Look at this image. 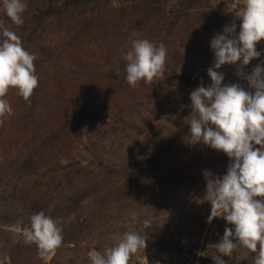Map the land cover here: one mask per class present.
I'll return each mask as SVG.
<instances>
[{"label": "trees", "instance_id": "obj_1", "mask_svg": "<svg viewBox=\"0 0 264 264\" xmlns=\"http://www.w3.org/2000/svg\"><path fill=\"white\" fill-rule=\"evenodd\" d=\"M79 1L80 5L76 0H26L28 7L21 26L15 25L2 9L5 26L16 32L24 48L36 56V72L44 67V80L36 74L39 86L31 103L24 101L16 89L9 90L5 99L13 94L9 103L13 112L0 124V187L6 185L0 198L6 202L9 192L16 193L24 210L19 215L10 211L0 215V258L10 256L11 264H55L57 258L53 256L57 250L41 257L35 244H25L17 221L27 225L36 212L49 215L48 209L57 197L73 214L92 197L104 207L113 194L102 191L99 184H79L87 166L62 161L74 145L83 142L85 130L108 136L126 125L125 114L158 100L160 78L151 84L141 82L136 88L126 82L124 55L132 41L148 39L157 46L163 43L167 48L163 74L190 83L192 77L178 73L185 60L184 50L195 47L192 39L196 32L215 24L206 0H118L117 6L108 0L105 5L91 7L86 4L88 0ZM197 22L205 26L196 28ZM52 36L57 38L51 40ZM85 44L90 49L84 48ZM93 44L98 45L97 49L91 48ZM202 79L198 74L195 81ZM187 131L189 125L173 132L162 146L153 142L154 147L177 148ZM40 171L43 177L29 184ZM15 176L26 182L20 190L21 184L14 183ZM200 177L181 175V182L191 184ZM133 184L117 188L116 195L122 197L127 192L130 197L138 196ZM81 221L85 220L66 230L62 244L86 241L90 227ZM11 227L16 230H9ZM202 261L214 264L205 258Z\"/></svg>", "mask_w": 264, "mask_h": 264}, {"label": "rangeland", "instance_id": "obj_2", "mask_svg": "<svg viewBox=\"0 0 264 264\" xmlns=\"http://www.w3.org/2000/svg\"><path fill=\"white\" fill-rule=\"evenodd\" d=\"M76 1L80 5V1ZM88 1L86 4L91 7L95 4L105 5L108 0ZM179 1L177 0L178 3ZM111 2L115 6L119 5L118 0ZM206 2L211 10L208 11L215 16L214 27L209 29L205 27L196 32L192 39L195 47L184 50L185 60L178 68L179 74L185 78L192 77V81L188 83L186 80L163 74L160 77L159 97L155 103L125 114L126 125L117 127L116 131L110 132L108 136H97L91 132L92 135L85 130L83 142L74 145L63 159V164L73 161L87 166L79 184H99L102 191H112L113 194L105 201L106 206L102 207L92 197L83 203V208L79 212L73 214L67 212L65 201L57 197L55 203L48 209V214L62 228L63 234L80 220H85L81 223L89 225L90 233L85 242L73 241L72 245L62 244L53 254L57 257L55 264H91V256L95 252L103 253L115 246L126 232L137 231L141 235L147 234V247L145 251L134 253L132 257L143 253L186 263L189 260L202 261L203 258L213 261L212 257L220 255L214 245L220 242L226 227L234 230V226L219 217L214 218L211 223L208 222L211 204L206 200L205 172H210L213 178H222L227 172L229 158L223 152L202 143H191L189 131L182 137L181 145L177 148L158 149L153 144V142L161 146L166 144L173 132L188 125L192 113L191 92L198 86L207 87L212 83L207 74V70L214 62L211 40L217 34H223L224 27L233 22L237 25V34L239 32L242 21L230 12L229 0ZM2 9L1 1L0 21ZM88 10L86 11L89 12ZM202 26L205 25L197 22L195 27ZM56 38L52 36L51 40ZM97 46L93 44L91 48L97 49ZM256 47L261 56L244 66L245 73H251L257 64H264V40L258 42ZM84 48L90 49V46L86 45ZM238 64L223 65L218 69L225 76L222 83L225 85L239 83L246 90L253 91L246 80L235 74ZM36 74H41V79L44 80V67ZM198 74L203 76L201 81H195ZM12 95L6 98L9 103L13 101ZM42 174L40 171L32 176L28 183L33 184V180L43 177ZM196 174L201 175L199 181L191 184L181 182V175L191 177ZM130 182L134 183V190L139 195L130 197L124 191L126 193L122 194V197L117 196L119 192L117 188L124 187ZM14 183L21 184L18 187L20 190L26 182L23 178L15 176ZM6 211L15 215L24 211L22 201L16 193L12 195L9 192L6 202L0 198V215ZM145 220L150 221L151 227L141 231ZM9 230L15 231L16 227ZM254 257L255 253H250L237 244L230 257L222 258L225 264H254Z\"/></svg>", "mask_w": 264, "mask_h": 264}, {"label": "clouds", "instance_id": "obj_3", "mask_svg": "<svg viewBox=\"0 0 264 264\" xmlns=\"http://www.w3.org/2000/svg\"><path fill=\"white\" fill-rule=\"evenodd\" d=\"M2 5L15 25H23L26 0H2ZM235 16L242 21L238 34L233 22L210 42L214 62L207 74L212 83L198 86L190 94L189 140L223 152L230 160L222 178L205 172L206 200L211 204L208 222L219 217L234 226V230L226 227L214 245L220 254L212 257L214 264H225L222 257H230L237 244L255 253L254 264H264V64H257L251 73L243 71L261 56L256 46L264 40V0H244ZM166 58L163 43L157 46L148 39L133 40L124 55L126 82L132 88L141 82L153 83L163 76ZM35 60L36 56L24 48L22 38L0 21V124L13 112L5 99L10 89L31 103L39 86ZM237 64L235 74L253 91L239 83H222L225 76L218 69ZM150 227V221L145 220L141 231ZM17 229L25 244L37 246L41 257L52 254L63 243L62 228L44 211L32 214L27 225L17 221ZM146 240L147 234L126 232L115 246L95 252L91 264H130L134 253L145 251ZM0 264H11V257L4 255Z\"/></svg>", "mask_w": 264, "mask_h": 264}, {"label": "built area", "instance_id": "obj_4", "mask_svg": "<svg viewBox=\"0 0 264 264\" xmlns=\"http://www.w3.org/2000/svg\"><path fill=\"white\" fill-rule=\"evenodd\" d=\"M2 0H0L1 3ZM244 5V0H229V10L235 16L236 12ZM236 17V16H235ZM130 264H204L203 261L189 260L186 263H180L172 260L158 258L156 256H150L147 254H137L131 257Z\"/></svg>", "mask_w": 264, "mask_h": 264}]
</instances>
